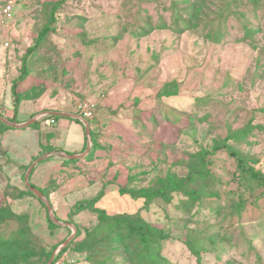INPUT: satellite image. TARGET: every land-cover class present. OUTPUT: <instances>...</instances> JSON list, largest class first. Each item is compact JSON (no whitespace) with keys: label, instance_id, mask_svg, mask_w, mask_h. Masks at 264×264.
<instances>
[{"label":"rangeland","instance_id":"rangeland-1","mask_svg":"<svg viewBox=\"0 0 264 264\" xmlns=\"http://www.w3.org/2000/svg\"><path fill=\"white\" fill-rule=\"evenodd\" d=\"M58 1L47 0L39 17L16 10L9 45L0 46V117L7 120L0 119V207L14 216L5 214L0 234L21 228L32 245L55 247L54 264H91L76 247L98 222L97 211H138L166 233L163 261L198 264L189 243L202 240L201 264H264V182L238 167L231 154L237 151L264 176V0L244 20L252 32L233 13L217 42L198 20L183 32L143 30L148 17L157 18L161 0H62L40 36ZM220 1L226 2L204 0L203 9L216 10ZM207 14L203 21L214 16ZM23 68L12 122L11 88ZM84 99L97 105L90 147L84 129L81 157L48 151L52 124L43 114L75 108ZM29 120L27 126L12 124ZM65 120L71 121L64 124L69 136L59 143L71 150L82 126ZM245 126L253 134L236 139ZM220 143L231 149L216 147ZM204 152L211 182L193 184L197 195L175 194L165 203L123 193L151 188L169 173L185 175ZM30 166L29 182L45 192L49 210L27 192Z\"/></svg>","mask_w":264,"mask_h":264},{"label":"trees","instance_id":"trees-1","mask_svg":"<svg viewBox=\"0 0 264 264\" xmlns=\"http://www.w3.org/2000/svg\"><path fill=\"white\" fill-rule=\"evenodd\" d=\"M148 1V0H141ZM158 1V0H157ZM248 1V2H247ZM226 0L220 1L216 10L206 11L204 8V0H161L158 2V16L154 20L148 17V21L143 23V30L147 32L153 29H164L173 27L177 32H183L192 27H196L198 21L209 26V33H211V40L217 42L221 39L225 31V19L233 13L239 17L243 16L241 26L244 27L245 32H252L254 29L248 27L244 21L250 13H254V9L258 0ZM251 2V3H250ZM62 0L51 5L49 21L42 29L41 35L45 34L49 29L52 22L55 20V12ZM201 3V4H200ZM142 4V3H141ZM47 0H44L40 7H35L32 12L33 16L39 17L44 8L47 6ZM247 5V6H245ZM245 6V7H244ZM140 7V4H139ZM241 7L242 10L238 9ZM244 7V9H243ZM261 7H263L261 5ZM254 8V9H253ZM146 11V8L143 9ZM160 11V12H159ZM212 13L214 16L209 19H202V15ZM209 15V14H207ZM256 15V14H255ZM254 15V16H255ZM171 16L172 21H168L167 17ZM201 18L199 19V17ZM198 18V19H197ZM198 20V21H197ZM141 28V29H142ZM208 32V31H207ZM206 37H208L207 33ZM33 49V47L31 48ZM27 71L23 68L18 78L14 81L11 92L13 100V116L10 121H16V115L19 109L20 96L18 91V84L26 77ZM96 111V110H95ZM58 116L49 114L47 120L57 118ZM92 120H89L91 125ZM5 126V125H4ZM9 128L8 126H5ZM253 128L245 126V128L235 136L236 139L244 138L253 134ZM226 147L231 149L227 143H220L216 147ZM60 151L58 147L51 146L48 151ZM68 154H73L68 152ZM231 154L237 157V166L247 172L252 178L259 182H264V176L253 167L247 165L244 161L238 158L237 151H231ZM207 153L204 152L200 155L199 162L190 168L185 175L178 176L175 173H169L165 178H158L157 184H153L151 188L142 189L141 191H123L124 194H129L131 198L143 199L145 202L164 201L165 203L171 202L175 194L197 195L196 188L193 184L201 183L206 184L211 182V170L208 166ZM31 186H34L31 184ZM43 194L45 192L39 188ZM33 194L30 189L27 191ZM9 207H0V221L4 218L5 214L9 217ZM98 212V222L91 228L85 230V238L77 243V251L85 252L86 259L91 264H117L115 258L120 257L123 261L130 264H172L163 261L160 254L161 243L164 238H167L166 233L156 227L152 226L145 219H143L138 211L133 213H118L114 215H107L104 210L100 209ZM47 220L50 226H55L52 219L47 214ZM203 241L189 243L191 252L196 256L198 264H201V250H204ZM211 243H213L211 241ZM200 246V247H199ZM199 247V248H198ZM51 250L46 251L45 246L32 245L27 240L24 231L19 228L10 234H0V264H46L50 257ZM67 248L64 247L63 250ZM55 257L51 264H54Z\"/></svg>","mask_w":264,"mask_h":264},{"label":"built area","instance_id":"built-area-1","mask_svg":"<svg viewBox=\"0 0 264 264\" xmlns=\"http://www.w3.org/2000/svg\"><path fill=\"white\" fill-rule=\"evenodd\" d=\"M44 0H0V46L7 47L11 38V28L15 20L16 10L29 11L35 7H40ZM96 103L92 99H84L75 105V113L79 117L87 120L94 118ZM48 116L47 114H43ZM50 123H54L51 118ZM60 263V262H59ZM57 261V264H59Z\"/></svg>","mask_w":264,"mask_h":264},{"label":"crops","instance_id":"crops-1","mask_svg":"<svg viewBox=\"0 0 264 264\" xmlns=\"http://www.w3.org/2000/svg\"><path fill=\"white\" fill-rule=\"evenodd\" d=\"M15 21H16V16H15V20L13 21L12 25H14ZM12 33H13V31L11 32V38H12V35H13ZM48 112H50V111H48ZM57 112H60V113H73L74 114L75 113V109L74 108H68L65 111L61 110V111H57ZM58 117H60V118L59 119L58 118H54V123H51L52 127H50V130L47 131V133H46L47 136L49 137V144L52 145V146L58 147L60 149V152L63 151V152H67V153L68 152L80 153L85 147V140H84V137H83V134H82V131L84 132V124L79 119H75V118H71V117H65V116H58ZM65 119L77 120L78 122L81 123L82 129H83V130L81 129V133H79L80 134V136H79L80 137V143H78V145L76 147H73V148L70 147V149L72 151L69 150V149H65L64 146H62L59 143L63 138L69 136V133L67 132V128H66V126L64 124H68V122H71V121H66ZM47 121L50 123L49 120H47ZM89 127H90V124H89ZM84 135H85V132H84Z\"/></svg>","mask_w":264,"mask_h":264},{"label":"water","instance_id":"water-1","mask_svg":"<svg viewBox=\"0 0 264 264\" xmlns=\"http://www.w3.org/2000/svg\"><path fill=\"white\" fill-rule=\"evenodd\" d=\"M55 115V116H65V117H71V118H75V119H79L83 124H84V129H85V135L88 139V148L90 147V142H89V134H90V129H89V122L81 117H79L78 115L76 114H73V113H60V112H48L47 115ZM0 119L2 121H7L5 119H3L2 117H0ZM33 120H29V121H26L24 122L22 125H18L17 123H12L13 126H18V127H22V126H27L29 124L32 123ZM9 123V122H8ZM10 124V123H9ZM51 152H48V153H45L44 155L48 156L50 155ZM61 154L67 156L68 158H78V157H81L82 156V153H73V154H68V153H65V152H62L61 151ZM32 166V165H31ZM31 166L28 168V171L26 172L25 174V182L28 186V188L40 199H42L45 203V205L47 206V209L49 210V203L48 201L45 199V196L44 194L39 190L37 189L36 187H33L31 186V183L29 182V172H30V169H31ZM50 218L52 219L53 222H55L56 220L54 219L53 216H50ZM53 257L54 255H52L50 257V259L48 260L47 264H51L52 263V260H53Z\"/></svg>","mask_w":264,"mask_h":264}]
</instances>
